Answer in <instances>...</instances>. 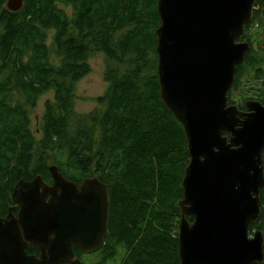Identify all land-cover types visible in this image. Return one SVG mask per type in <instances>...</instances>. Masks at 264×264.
<instances>
[{"label":"trees","instance_id":"1","mask_svg":"<svg viewBox=\"0 0 264 264\" xmlns=\"http://www.w3.org/2000/svg\"><path fill=\"white\" fill-rule=\"evenodd\" d=\"M9 1L0 0V215L22 180L52 182L53 162L69 180L97 177L108 186L113 248L106 249L107 260L181 264L179 203L191 157L184 126L162 97L159 0H25L18 11ZM256 7L261 25L264 0ZM261 46L239 67L230 93L241 110L248 100L264 102L261 88L248 84L249 75L255 82L264 72ZM93 52L111 62L109 88L94 99L105 110L79 115L76 86L90 74ZM50 91L55 99L46 103L37 138L30 110ZM261 207L252 234L264 232V190ZM29 252L40 253L35 245Z\"/></svg>","mask_w":264,"mask_h":264},{"label":"water","instance_id":"2","mask_svg":"<svg viewBox=\"0 0 264 264\" xmlns=\"http://www.w3.org/2000/svg\"><path fill=\"white\" fill-rule=\"evenodd\" d=\"M25 0H10L20 10ZM257 0H159L158 72L162 97L183 124L190 153L183 182L181 264H261L264 103L247 111L230 101L237 73L252 50L242 40ZM54 185L42 176L16 186L18 217H0V264H83L109 232L110 191L99 178L81 188L59 167ZM24 187L30 191L25 192ZM194 217L191 222L188 217ZM33 243L40 256L29 255Z\"/></svg>","mask_w":264,"mask_h":264},{"label":"rangeland","instance_id":"3","mask_svg":"<svg viewBox=\"0 0 264 264\" xmlns=\"http://www.w3.org/2000/svg\"><path fill=\"white\" fill-rule=\"evenodd\" d=\"M68 13H71V8L63 5ZM53 33L50 32V39L48 43L52 44ZM264 43V40L263 42ZM264 55V53H263ZM89 63L91 65V72L85 78H83L76 86V99H75V109L77 114L79 115H88L90 113H96V115H100L105 110V106L99 104L95 98L103 96L108 88L109 83L105 78L106 70L109 66H111V62L107 55L104 52H93L90 55ZM262 73V72H260ZM259 78L253 81L251 75L248 78L251 79V82H248L249 88H262L264 87V72L262 74H258ZM20 99L23 97L18 96ZM55 99V92L50 91L44 94L39 100L38 106L36 108H32L31 112V122H32V130L37 138L41 137V126L43 120V114L46 109V103L48 100ZM24 100V99H23ZM74 124L77 125V121H74ZM97 127V131H98ZM100 137V131L96 134V139L98 140ZM53 165V162H51ZM180 232V229H179ZM123 253V250H120ZM103 260V255H100L98 258L89 257L86 259V264H100ZM119 263V262H117ZM105 264H116L115 262H107Z\"/></svg>","mask_w":264,"mask_h":264},{"label":"flooded vegetation","instance_id":"4","mask_svg":"<svg viewBox=\"0 0 264 264\" xmlns=\"http://www.w3.org/2000/svg\"><path fill=\"white\" fill-rule=\"evenodd\" d=\"M258 10H259V7H256V9H255V11H254V15H253V20H252V22L250 23V26L248 27V28H246V34L242 37V40H244V41H248V42H250L251 43V45H252V50H251V54L252 53H254V52H257V50L259 49V47L261 46V44H260V41H259V38H260V35H261V37H262V39L264 38V23H262L261 25L260 24H256L255 23V19L257 18V12H258ZM263 46V47H262ZM262 48H264V43L262 44ZM246 60H247V58H246ZM246 63V62H245ZM239 71V70H238ZM256 74H257V72H255ZM237 75H238V73H237ZM234 89V88H233ZM233 91V90H232ZM260 91L261 92H263L264 93V87H262L261 89H260ZM259 101V100H258ZM261 102V101H260ZM262 103H264V102H262ZM243 111H247V106H246V108L243 110ZM26 182H30V181H27V180H25ZM32 181V180H31ZM71 181H73V180H71ZM50 186H53L54 185V179H53V181L51 182V181H46ZM75 182V181H74ZM83 182L84 181H82V182H75V183H77V185H78V187L79 188H81L82 187V185H83ZM24 191L25 192H29L30 191V188L29 187H24ZM19 211H20V206L19 205H17L14 201H13V204H11L9 207H8V210H7V212L5 213V214H2V215H0V217H2V218H7V217H9V214L12 212L13 213V215L14 216H16V217H18V215H19ZM109 224H110V219H109ZM109 236H110V225H109V232H108V234H107V236H106V239H105V245L101 248V249H99L98 251H96V252H94V253H91V254H86V253H83L82 251H81V248L78 246V245H75L74 247H75V250H76V253H77V258H79V259H81V261H82V263L83 264H86V259H87V256H90V257H93V258H95V257H99L100 255H103V260H102V262L100 263V264H105V263H107V262H113V261H111V260H107L106 259V249L108 248V250H109V248H113V245H111V244H109V240H110V238H109ZM32 245H34L33 243H31L30 245H29V247H28V249H27V252H28V254L29 255H37L38 257L40 256V253L39 254H37V253H32V252H29V250H30V248H31V246ZM36 246V245H35ZM39 249V248H38ZM40 251V250H39Z\"/></svg>","mask_w":264,"mask_h":264},{"label":"bare ground","instance_id":"5","mask_svg":"<svg viewBox=\"0 0 264 264\" xmlns=\"http://www.w3.org/2000/svg\"><path fill=\"white\" fill-rule=\"evenodd\" d=\"M63 1V0H62ZM75 115V114H74ZM91 122V121H90ZM181 224V223H180Z\"/></svg>","mask_w":264,"mask_h":264}]
</instances>
